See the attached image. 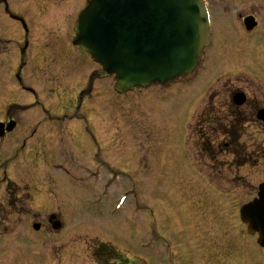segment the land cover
Listing matches in <instances>:
<instances>
[{"label":"rangeland","instance_id":"obj_1","mask_svg":"<svg viewBox=\"0 0 264 264\" xmlns=\"http://www.w3.org/2000/svg\"><path fill=\"white\" fill-rule=\"evenodd\" d=\"M6 1L10 13L20 10L29 17L34 33L30 49L22 56L16 46L19 39L23 46L24 32L6 21L0 119L11 112L19 125L14 134L0 139V213L5 211L1 220L5 218L14 229L7 238L0 235V264H124L126 257L130 264H238L236 243L241 239L242 246H250L252 242L237 231L226 208L227 197L221 199L215 189L234 190L237 198H244L264 182V123L251 129L242 126V143L246 141L253 156L240 169L235 164L232 169V159L216 147L222 134L207 135L215 141L210 146L190 129L207 110L229 112V95L239 87L254 97L251 105L264 103V80L242 82L244 75L258 73L254 47H241L229 31L217 33L211 59L193 76L128 95L115 94L113 77L96 64L93 94L98 96L87 104L99 106L100 116L94 115L95 142L81 128L77 132L72 113L62 118L66 123L59 130L48 123L65 116L58 111L63 102L71 101L69 88L60 92L59 99L50 97L51 90L78 80V68L89 67L86 56L68 47L73 46L74 19L87 5L85 0H59L50 9L39 8L36 0ZM4 8L0 5V14L6 16ZM53 13L57 17L53 20L43 17ZM43 25L46 28L40 29ZM23 59L22 78L37 89L38 97L24 95L15 78ZM219 94L215 103L222 105L213 107L211 96ZM43 105L58 114L37 125L45 119ZM35 126L41 128L37 141L26 142ZM96 144L104 151L100 160L108 162L115 174L90 162ZM214 152L216 161L211 160ZM124 194L127 199L120 207L117 202ZM13 205L20 209L14 212ZM211 208L215 214L209 213ZM53 213L63 222L61 231L51 226ZM35 223L42 225L41 231L33 229ZM100 243L116 246L122 255L92 254L102 249ZM259 258L263 259L261 254Z\"/></svg>","mask_w":264,"mask_h":264},{"label":"water","instance_id":"obj_2","mask_svg":"<svg viewBox=\"0 0 264 264\" xmlns=\"http://www.w3.org/2000/svg\"><path fill=\"white\" fill-rule=\"evenodd\" d=\"M81 14L74 44L116 75L119 93L157 82L167 84L193 71L209 42L207 11L200 0H92ZM259 117L264 120V110ZM14 127L12 122L8 131ZM5 130L0 123V136ZM260 187V199L245 206L243 215L264 247V185ZM53 223L61 229L60 221Z\"/></svg>","mask_w":264,"mask_h":264},{"label":"flooded vegetation","instance_id":"obj_3","mask_svg":"<svg viewBox=\"0 0 264 264\" xmlns=\"http://www.w3.org/2000/svg\"><path fill=\"white\" fill-rule=\"evenodd\" d=\"M3 0H0V5H2ZM38 1V0H37ZM41 5L44 6V8L50 9V5L58 0H40ZM87 1V0H86ZM207 7L209 8L210 12V18L212 19V28H213V38L216 37L217 33L220 34H226L227 31L231 32L232 38L237 39V43L241 45V47H244V45H250L253 46L256 52L257 57L255 58L258 60V63L256 66H259L258 73L248 74L244 75L247 76L246 80L242 82H250L254 81L253 79L258 80H264V0H206ZM5 10V8H4ZM53 14L46 15V18L53 20L56 16ZM45 17V16H44ZM9 20L14 21V24H20V19L17 18H9ZM6 18L5 15L0 14V57L2 55V48L4 46V43L8 41V38H5L4 35L7 32L6 28ZM25 30V28H24ZM26 35H28V31H25ZM68 36L67 34H65ZM3 37V38H2ZM28 41V40H27ZM19 42H17L18 44ZM27 43V42H26ZM215 43V42H214ZM22 53L24 54L28 47L20 48L17 46ZM252 77V79H250ZM254 77V78H253ZM84 78V76H82ZM81 81H76L74 85L81 86ZM75 89L73 88L71 91V94L74 93ZM81 87L78 90V93H81V95H84V91H81ZM243 89V90H242ZM239 90L243 91L247 97L246 102L244 105L238 107L234 104L233 97L232 102L229 103V106H232L229 112H222L217 110H207L204 112L203 116L200 117L197 127H195L194 134L196 136H206L211 134H222V140L216 142V147L223 151L225 154H227L228 159H232V166L231 168H234V164L237 165V168L240 169L241 167H244L246 164L249 163L250 157L253 155L249 154L248 148H246V141L245 144L242 143V126L252 128L253 125H256L260 123L258 120V112L260 109H262L264 106V103L262 104H254L251 105L254 102V97L250 96L249 91L246 88H240ZM238 90V91H239ZM232 92L231 95L235 94L236 92ZM91 92V89H90ZM210 97V95H209ZM217 97H220L219 95L211 96L212 100V106H219L222 105L221 102L219 104L215 100H217ZM229 96V99H231ZM79 99V98H78ZM76 106V105H75ZM77 111L78 110H84L83 106L81 105L76 106ZM85 113L89 116H91L89 119L94 121V115L97 114L98 108L92 105L86 106ZM251 109V110H250ZM46 115H48L50 112H45ZM98 115V114H97ZM88 116V117H89ZM12 120H16L14 114L11 112H8L5 118L2 120L5 123H8ZM46 120V119H45ZM44 120V121H45ZM51 120V119H50ZM86 120V118L83 116L81 119L80 117L76 118V126L79 129L82 127L83 122ZM245 122V123H244ZM41 122H38L40 124ZM54 126L59 130L61 127H64V124L59 121V118L53 122ZM38 128L36 129V131ZM81 130V129H80ZM35 131V132H36ZM12 134V133H10ZM78 134V133H76ZM69 135L74 136V133L72 130H69ZM203 137H201L202 139ZM213 141V140H211ZM210 141V146H214V143ZM258 154V152L256 153ZM98 157H100L99 154H96ZM211 158V157H210ZM218 160V157L215 155L212 156L211 160ZM103 162L101 161L100 164ZM238 163H240L238 165ZM232 179L230 178V181ZM264 183V182H263ZM234 184V179H233ZM248 184V185H247ZM245 185H247L246 190L249 189V181L247 182L245 180ZM259 185V184H258ZM15 187H18V185H15ZM258 186H255L254 192H247L245 193L244 198H237V194L232 190V192L224 191L219 193V196H221V199H224L227 197L229 204L226 205V208H228L232 214V219H234V224L237 226V230L239 232L240 227H245V224L243 223V220L240 218V208L245 204L253 201L258 196ZM234 189V187H233ZM228 192V193H227ZM218 197V196H217ZM14 203V202H12ZM17 205V204H16ZM16 205H13L14 212L19 210V206L17 208ZM16 207V208H15ZM12 208V206H10ZM212 212L215 214V209L211 208ZM5 211L0 213V235L4 236L5 238L9 237L10 232L13 231L10 229V223L7 224L4 220H1V217H3ZM6 223V224H5ZM239 227V229H238ZM241 230V229H240ZM242 231V230H241ZM250 242L252 244H246L242 246V243L240 242L241 239H237L238 242L236 243V252L235 256L236 259H238V264H264V254L261 253V251L264 253V248H259V245H257L258 238L255 236H249ZM262 255V260L259 258V255ZM246 261V262H245ZM100 263H102L100 261ZM109 264H114L113 262H109Z\"/></svg>","mask_w":264,"mask_h":264},{"label":"trees","instance_id":"obj_4","mask_svg":"<svg viewBox=\"0 0 264 264\" xmlns=\"http://www.w3.org/2000/svg\"><path fill=\"white\" fill-rule=\"evenodd\" d=\"M105 247H107V246H105Z\"/></svg>","mask_w":264,"mask_h":264}]
</instances>
